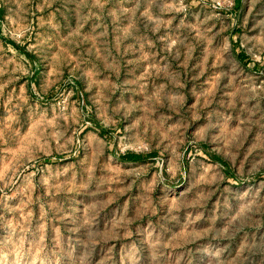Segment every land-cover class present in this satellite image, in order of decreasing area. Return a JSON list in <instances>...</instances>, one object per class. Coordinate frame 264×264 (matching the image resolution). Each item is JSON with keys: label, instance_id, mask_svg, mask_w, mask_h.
Returning a JSON list of instances; mask_svg holds the SVG:
<instances>
[{"label": "rangeland", "instance_id": "obj_1", "mask_svg": "<svg viewBox=\"0 0 264 264\" xmlns=\"http://www.w3.org/2000/svg\"><path fill=\"white\" fill-rule=\"evenodd\" d=\"M0 264H264V0H0Z\"/></svg>", "mask_w": 264, "mask_h": 264}, {"label": "trees", "instance_id": "obj_2", "mask_svg": "<svg viewBox=\"0 0 264 264\" xmlns=\"http://www.w3.org/2000/svg\"><path fill=\"white\" fill-rule=\"evenodd\" d=\"M125 158H129V159H140L141 156L139 154H131V153H128L125 155Z\"/></svg>", "mask_w": 264, "mask_h": 264}, {"label": "crops", "instance_id": "obj_3", "mask_svg": "<svg viewBox=\"0 0 264 264\" xmlns=\"http://www.w3.org/2000/svg\"><path fill=\"white\" fill-rule=\"evenodd\" d=\"M124 158H125V157H124ZM126 159H129V158H126ZM140 159H142V157H141ZM129 160H139V159H129Z\"/></svg>", "mask_w": 264, "mask_h": 264}]
</instances>
